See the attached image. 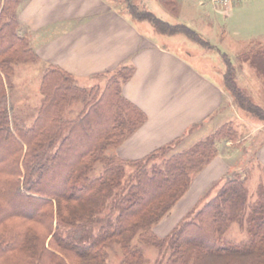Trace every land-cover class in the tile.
<instances>
[{"label":"trees","instance_id":"1","mask_svg":"<svg viewBox=\"0 0 264 264\" xmlns=\"http://www.w3.org/2000/svg\"><path fill=\"white\" fill-rule=\"evenodd\" d=\"M106 1L124 4L123 14L147 20L158 33L195 35L132 0ZM159 2L174 11V0ZM20 8L21 0H0V264H114L108 252L113 245L121 255L118 264H148L141 245L159 250L152 264H264L261 164L253 201L247 199V172L227 173L165 237L154 232L193 177L219 154L218 143L237 139L230 123L188 149L172 153L171 143L141 159L120 158L113 150L147 120L123 95L122 85L134 72L127 65L105 73L112 74L95 90L81 87L57 65H45L33 121L26 125L13 115L15 68L40 60ZM237 59L248 61L264 85L263 42H251ZM227 63L225 89L237 106L264 122V106L243 95ZM77 102L80 109L69 117ZM233 225L245 237L228 236Z\"/></svg>","mask_w":264,"mask_h":264},{"label":"crops","instance_id":"2","mask_svg":"<svg viewBox=\"0 0 264 264\" xmlns=\"http://www.w3.org/2000/svg\"><path fill=\"white\" fill-rule=\"evenodd\" d=\"M196 5L201 4L195 1ZM229 10L224 24L215 19L211 30L230 28L240 43H264V0H231ZM19 19L28 29L29 42L41 63L57 65L79 82L122 65L134 68L122 92L147 120L119 146L117 154L124 159H141L174 141L179 144L223 111L225 91L216 78L193 60L162 46L109 1L26 0ZM187 145L181 149L192 147ZM258 156L264 165V146ZM227 168L220 155L213 158L173 213L194 203Z\"/></svg>","mask_w":264,"mask_h":264},{"label":"rangeland","instance_id":"3","mask_svg":"<svg viewBox=\"0 0 264 264\" xmlns=\"http://www.w3.org/2000/svg\"><path fill=\"white\" fill-rule=\"evenodd\" d=\"M25 1L26 0H21V7L25 4ZM195 1L196 3L199 2L201 5L193 6ZM230 1L231 0H174L175 8L174 11H172L171 8L168 9L161 4L159 0H132L139 9L149 11L155 17L167 21L173 26L178 27L181 25L191 29L195 35L197 34V36L194 35L195 37L192 36L190 32L188 35L184 32L161 34L158 33L147 20L136 21L132 19L128 13H126V16L130 20L135 21L138 28L149 32L154 37V40L160 42L162 46L171 48V50L188 61H190V59L193 60L196 65L216 78L222 85L224 81L223 75L227 70V62L229 61L232 69V78L237 84L238 89H240L243 95H246L254 104L264 106V85L261 76H259L256 69L251 66L248 61L237 59V55L245 51L248 45L240 43L237 37L232 36L230 28L215 27L214 30H211L213 29L211 28L212 21L215 19L218 20L220 25L224 24V19L227 18V14L230 12ZM231 5H233V1ZM113 6L116 7L119 12H126L124 4L118 5L113 3ZM191 6L194 7V10H191ZM212 8L215 10L212 11ZM26 35L29 39L30 33L28 30ZM45 67L46 66L38 60L32 64H20L15 68L9 93V105L13 115L23 120L26 125H29L33 121L40 103L41 95L39 92V85L42 71ZM112 73L94 77L86 81L79 82V80L76 79V82L86 89H101ZM223 88L225 91V103L221 109L223 111L218 114L214 120L207 122V124H203L202 128L192 131L189 135L185 136V139L182 138L183 140L181 143L176 144L177 141H174L171 145V152L181 151L182 145H187L188 141L189 144L187 147L193 146L199 140H203L208 135L212 134L221 125L230 123L237 134V139L234 143L230 140L220 141L218 143V155H220V158L224 160L228 166L225 174L232 172H247V178L245 180L248 191L247 199L248 201H253L256 197V188L261 178V171L258 165H262V163L258 153L264 146V122L237 106L238 104L234 102L231 94L225 89L224 85ZM80 106L81 104L77 102L74 106L75 108L71 109L67 115L69 117L74 116L77 110L80 109ZM118 148L119 146L113 150V153L117 156H119L117 154ZM119 157L122 158L121 156ZM203 169L193 177L191 185L193 181L196 180V177L201 174ZM225 174L223 176H225ZM221 181L222 180H218L208 185L203 192L197 196L196 201L183 207L179 214L173 213L179 202L183 201L191 187L190 185L177 204H175L169 213L155 225L154 232L161 238L165 237L176 223H178L181 218L192 210L196 203L201 200L206 190L214 184L219 183L220 185ZM227 235L235 240L245 237L244 234L240 233L236 225L231 227ZM141 247L145 259L149 262L148 264H152L158 259L159 250L157 248L147 245H141ZM108 252L110 263L118 264L121 260V255L117 245L108 248Z\"/></svg>","mask_w":264,"mask_h":264}]
</instances>
